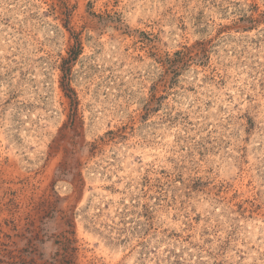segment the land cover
Masks as SVG:
<instances>
[{
  "label": "rangeland",
  "instance_id": "374dc122",
  "mask_svg": "<svg viewBox=\"0 0 264 264\" xmlns=\"http://www.w3.org/2000/svg\"><path fill=\"white\" fill-rule=\"evenodd\" d=\"M66 254L264 264V0H0V264Z\"/></svg>",
  "mask_w": 264,
  "mask_h": 264
},
{
  "label": "trees",
  "instance_id": "16d2710c",
  "mask_svg": "<svg viewBox=\"0 0 264 264\" xmlns=\"http://www.w3.org/2000/svg\"><path fill=\"white\" fill-rule=\"evenodd\" d=\"M39 205H41V203L38 202V200L34 196H31L29 198L27 204H26V207L30 209L28 214L25 216V219L27 220L26 221V225H27L26 230L28 233H30L32 235L30 242L32 243L33 248L38 246L37 243L34 242V240H39L40 233L42 232V233H44V235H46V233H47L46 229L42 226H41V228H35L34 227L35 226V219L33 218L32 211L35 209H38ZM13 223H14V221H13ZM16 225L17 224H15V227H16ZM8 237H9V235H8ZM68 241H71V239L68 238ZM39 242H41V244H42L45 241H43V239H40ZM35 250H37V249H35ZM9 255H10V252L8 250V258L10 257ZM64 257L65 258L63 260H60L59 264H77L73 260L74 259L73 255L71 256L69 254H66ZM54 261L58 262L57 257H54ZM55 262H53L52 264H55ZM19 264H21V263L19 262ZM29 264H45V263H38L36 256L32 255L31 261H29Z\"/></svg>",
  "mask_w": 264,
  "mask_h": 264
}]
</instances>
